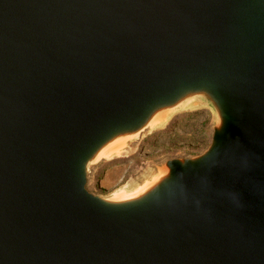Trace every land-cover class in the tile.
Instances as JSON below:
<instances>
[{
	"label": "water",
	"instance_id": "1",
	"mask_svg": "<svg viewBox=\"0 0 264 264\" xmlns=\"http://www.w3.org/2000/svg\"><path fill=\"white\" fill-rule=\"evenodd\" d=\"M193 107L200 153L87 189ZM0 264H264V0H0Z\"/></svg>",
	"mask_w": 264,
	"mask_h": 264
},
{
	"label": "rangeland",
	"instance_id": "2",
	"mask_svg": "<svg viewBox=\"0 0 264 264\" xmlns=\"http://www.w3.org/2000/svg\"><path fill=\"white\" fill-rule=\"evenodd\" d=\"M213 112L193 107L171 116L160 129L142 136L132 147L100 162L93 170L87 189L107 195L134 185L152 165L166 158L200 153L210 142Z\"/></svg>",
	"mask_w": 264,
	"mask_h": 264
},
{
	"label": "bare ground",
	"instance_id": "3",
	"mask_svg": "<svg viewBox=\"0 0 264 264\" xmlns=\"http://www.w3.org/2000/svg\"><path fill=\"white\" fill-rule=\"evenodd\" d=\"M167 121H168L167 116H160L152 125L157 126L156 130H158L160 129V127L162 128L167 123ZM126 144H127L126 140H120V141L114 142L110 144L109 146H107L98 156L97 158L98 163L104 160H108L114 155H117L120 152L125 151L126 146H127ZM124 193H126L125 188H122V189H118L112 192V194L111 195L109 194V195L113 197H122Z\"/></svg>",
	"mask_w": 264,
	"mask_h": 264
}]
</instances>
